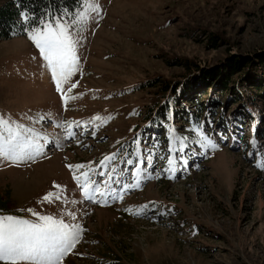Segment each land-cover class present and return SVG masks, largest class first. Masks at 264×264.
Returning a JSON list of instances; mask_svg holds the SVG:
<instances>
[{
    "label": "rangeland",
    "instance_id": "374dc122",
    "mask_svg": "<svg viewBox=\"0 0 264 264\" xmlns=\"http://www.w3.org/2000/svg\"><path fill=\"white\" fill-rule=\"evenodd\" d=\"M96 2L98 15L88 9L73 29L79 67L63 98L27 33L0 41V117L43 141L33 160L0 159L9 208L0 215L75 212L84 231L62 264H264V109L245 96L251 66L230 90L200 84L234 57L264 51V0ZM169 99V128L145 118L160 117ZM82 173L109 193L105 203L85 198ZM137 174L139 187L113 199ZM49 192L61 199L44 201ZM144 204L150 214H134Z\"/></svg>",
    "mask_w": 264,
    "mask_h": 264
},
{
    "label": "snow or ice",
    "instance_id": "6c2138e0",
    "mask_svg": "<svg viewBox=\"0 0 264 264\" xmlns=\"http://www.w3.org/2000/svg\"><path fill=\"white\" fill-rule=\"evenodd\" d=\"M88 9L98 15L100 5L96 0L86 3L83 11H78L71 22H65L60 17H41L25 28L29 39L39 50V56L43 60L42 67L46 69L54 83L57 92L62 94L65 87L76 85L71 78L79 67L77 49L79 41L73 34L77 25L83 27L88 19ZM22 19L27 22L29 16L22 12ZM69 88V91H70ZM71 95L68 99H71ZM100 117H96L99 119ZM71 127V125H69ZM22 126H13L11 121L0 117V159L13 162L33 160L36 156L43 155V141L39 133L35 136L26 135L21 130ZM72 133H68L71 135ZM211 144V142L209 141ZM215 147L214 144H211ZM108 157H105L107 160ZM103 163V161L101 162ZM131 163V161H129ZM171 163V161H169ZM70 168H82L83 165H69ZM80 186L86 199H96L99 194L101 199L97 202L105 203L109 193L101 191L95 184L90 183L87 174ZM139 175L131 183H124L118 190L113 191L112 198H118L117 193L139 187ZM78 183L79 178H77ZM117 183H120L117 180ZM59 189L60 185H55ZM60 200L58 192H49L44 195V201ZM67 203V202H65ZM154 206V205H153ZM36 220L25 219L13 215H0V262L6 264H62L63 257L75 247L84 229L76 222V214L69 211L63 215H41L28 209ZM130 211V209H125ZM61 212L63 210L61 209ZM136 215H149V204L136 208Z\"/></svg>",
    "mask_w": 264,
    "mask_h": 264
},
{
    "label": "trees",
    "instance_id": "16d2710c",
    "mask_svg": "<svg viewBox=\"0 0 264 264\" xmlns=\"http://www.w3.org/2000/svg\"><path fill=\"white\" fill-rule=\"evenodd\" d=\"M82 3L83 0H0V41L9 40L15 36L26 34L24 29L41 17L47 19L49 16L60 18L69 16L80 8ZM22 12L29 16L27 22L21 17ZM209 39L210 47H214L220 43L218 42V36L216 34L211 33ZM256 55L257 56L254 58L255 60L249 56L242 57L238 55L234 57L225 74H222L218 68L211 69V71H208L204 76V81L200 84L205 86L207 84H214L217 81L221 86H227V90H230L228 86L229 81H231L236 74L247 69L248 66H251L250 69L251 72H253V76L242 82L247 85V87H243L245 88V96L248 97L250 102L253 101L258 109H264V51L258 52ZM187 66H189V64H187ZM147 83L154 86L156 79H151ZM169 83L172 82L169 80L160 83L158 92L164 94L171 87ZM246 88H252V90L249 91ZM176 109L177 107L174 99H169L168 102L162 105L160 117L152 118V116L147 113L145 118L147 120L155 119L160 127L167 129L170 125L168 113L174 114ZM198 117L199 116L195 118L188 117L187 119L193 122L194 119L198 121ZM261 119H264V115L261 116ZM153 122L152 124H154ZM185 134L191 135L188 130H186ZM170 136L171 135H168L166 132L163 136H159L158 142L161 141V145L167 147L169 142L166 140L170 139ZM3 209L9 210L7 207V200L3 199L0 195V211H7Z\"/></svg>",
    "mask_w": 264,
    "mask_h": 264
},
{
    "label": "bare ground",
    "instance_id": "6f19581e",
    "mask_svg": "<svg viewBox=\"0 0 264 264\" xmlns=\"http://www.w3.org/2000/svg\"><path fill=\"white\" fill-rule=\"evenodd\" d=\"M45 78H46V76H45Z\"/></svg>",
    "mask_w": 264,
    "mask_h": 264
}]
</instances>
